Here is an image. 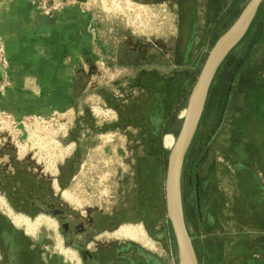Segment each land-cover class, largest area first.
I'll use <instances>...</instances> for the list:
<instances>
[{
  "label": "rangeland",
  "instance_id": "rangeland-1",
  "mask_svg": "<svg viewBox=\"0 0 264 264\" xmlns=\"http://www.w3.org/2000/svg\"><path fill=\"white\" fill-rule=\"evenodd\" d=\"M75 1L48 0L57 5L50 16ZM248 1L84 0L103 48L77 72L74 110L20 120L0 112V200L21 202L35 184H53L55 202L77 215L71 225L79 223L85 207L104 212L117 208L133 217L120 227L139 226L143 232L145 241L131 240L135 245L164 264H178L173 233L162 214L165 174L157 140L167 159L172 146L163 142L166 136L175 141L210 49ZM147 75L160 79L153 84ZM181 78L182 92L190 88L186 98L177 91ZM142 82L153 89L150 102L125 109V125L115 127L127 99L144 95ZM162 98L171 105L170 115L161 132L150 135L146 115L152 119V114L162 113ZM263 147L264 2L248 34L220 65L184 157L181 201L198 264H245L246 258L264 264V232L259 231L264 228V191H258L261 176L256 172L264 169ZM59 177L65 189L59 190ZM9 208L7 201L0 204V213L19 216ZM140 217L148 219V229ZM48 218L52 227L40 224L28 230L21 225L39 241V263L78 264L72 250L60 244L59 224ZM129 240L118 238L120 243Z\"/></svg>",
  "mask_w": 264,
  "mask_h": 264
},
{
  "label": "crops",
  "instance_id": "crops-1",
  "mask_svg": "<svg viewBox=\"0 0 264 264\" xmlns=\"http://www.w3.org/2000/svg\"><path fill=\"white\" fill-rule=\"evenodd\" d=\"M83 1L48 16L38 12L35 0H0V37L8 60L6 70H0V112L20 120L75 109L77 72L103 48ZM256 172L261 176L258 191L263 192L264 169Z\"/></svg>",
  "mask_w": 264,
  "mask_h": 264
},
{
  "label": "flooded vegetation",
  "instance_id": "flooded-vegetation-1",
  "mask_svg": "<svg viewBox=\"0 0 264 264\" xmlns=\"http://www.w3.org/2000/svg\"><path fill=\"white\" fill-rule=\"evenodd\" d=\"M57 186L61 190L65 189L66 184L61 186L58 183ZM53 188V184L46 186L35 184L33 189H30V196L27 199L13 202L7 198L0 204L4 205L7 201L11 212L18 213L19 217L22 216L28 221L34 219L36 213L47 215L38 216L46 219L52 216L59 224L61 246L72 250L74 260L77 258L78 264H161V260L135 245L134 241H131L134 239L117 235L122 228L120 225L133 222V217L129 213H120L117 208L104 212L102 209L97 210L89 206L79 213V223L71 225V221L77 215L63 203L55 202V194L51 192ZM42 191L46 194L40 197L38 193ZM140 221L143 227L148 229V219L140 217ZM27 234L24 226L16 227L3 211L0 213V264H60L54 261L39 263V241ZM122 237L130 239V242L120 243L118 238ZM62 251L64 250L60 249V252ZM139 254L146 260L149 258L147 262L143 263ZM49 258L54 260V254L51 253Z\"/></svg>",
  "mask_w": 264,
  "mask_h": 264
},
{
  "label": "water",
  "instance_id": "water-1",
  "mask_svg": "<svg viewBox=\"0 0 264 264\" xmlns=\"http://www.w3.org/2000/svg\"><path fill=\"white\" fill-rule=\"evenodd\" d=\"M264 0H249L231 26L210 49L189 93L183 119L166 159L164 207L177 249L178 264H198L184 222L181 201V172L185 154L196 133L209 87L229 53L244 38Z\"/></svg>",
  "mask_w": 264,
  "mask_h": 264
},
{
  "label": "trees",
  "instance_id": "trees-1",
  "mask_svg": "<svg viewBox=\"0 0 264 264\" xmlns=\"http://www.w3.org/2000/svg\"><path fill=\"white\" fill-rule=\"evenodd\" d=\"M253 24V23H252ZM250 31V29L248 30V32ZM248 32H247V34H248ZM246 34V35H247ZM245 35V36H246ZM244 36V37H245ZM241 42V41H240ZM239 44V43H238ZM237 44V45H238ZM236 45V46H237ZM218 70H219V68H218ZM217 70V71H218ZM148 76V78H149V80H151V82H153V84L155 83V82H158V80L160 79V78H151V76L152 75H147ZM177 77V76H176ZM143 83V89H144V92L145 93H143L144 95L142 96V95H137L136 96V98H128L127 100H128V102H127V106H126V108H125V106H124V109H119V110H121V111H118V116L120 117V119L118 120L119 121V123L115 126V127H117V128H122L124 125H125V123H124V120L121 118V117H123V111L125 110V109H127L126 111H129V109H132V111H133V109H134V106L136 107V109L138 108V107H141V105H143V103H145V104H148L149 102H150V93H151V91H153V89H149L148 87L150 86H148V85H145V83L144 82H142ZM179 84H178V89H177V91L180 93V95L183 97V98H186V95L188 94V92H189V90H190V88H188L187 89V91H183L182 92V85H183V80H182V78H181V80H179V82H178ZM156 86V85H155ZM154 85H153V87H155ZM159 88V87H158ZM160 89V88H159ZM147 92V93H146ZM153 93V92H152ZM187 93V94H186ZM149 96H148V95ZM155 94H153V96H154ZM162 96H165V95H167V94H164L163 95V93L161 94ZM116 101H118V100H116ZM158 101V100H157ZM160 101H161V104H160V106H159V109L161 110V112L162 113H159V114H152L151 116H153L152 117V119H151V117H150V114H147L146 115V118H147V121H148V124H147V126H146V132L147 133H149L150 135H155V134H157L159 131H160V127L162 126V124H163V121H167L168 120V118H169V115H170V110H171V105H170V103H168L167 102V99H165V98H162L161 100L159 99V103H160ZM157 104H158V102H157ZM111 107H113V106H111ZM123 107V106H122ZM118 110V109H117ZM159 110V111H160ZM147 116H149V117H147ZM149 120H151V124H150V122H149ZM153 120V121H152ZM127 123H126V126L127 125H130V126H134V123L132 122V121H126ZM137 126V125H136ZM104 129L102 128L101 129V131H103ZM161 132V131H160ZM158 138H159V136H158ZM152 139V138H151ZM158 141V153H159V156H160V159H161V175L162 176H164V174H165V169H166V152L161 148V141L158 139L157 140ZM81 146L80 145H77V148L79 149ZM64 168H61V171L63 170ZM58 182H59V184L61 185V186H63L64 185V182L62 181V179H61V177H59L58 178ZM162 200H163V202H162V205H163V208H162V214H163V216H166L165 215V207H164V193H163V196H162ZM169 223V222H168ZM170 230H171V227H170ZM172 231V230H171Z\"/></svg>",
  "mask_w": 264,
  "mask_h": 264
},
{
  "label": "bare ground",
  "instance_id": "bare-ground-1",
  "mask_svg": "<svg viewBox=\"0 0 264 264\" xmlns=\"http://www.w3.org/2000/svg\"><path fill=\"white\" fill-rule=\"evenodd\" d=\"M173 143H174V140L172 138L167 137V136L165 138V143L163 142V144H165L166 146H172ZM0 203H2V200H0ZM8 215L10 216V219L12 220L14 225H16V226L26 225L28 230H34L40 224H45L48 227H52L53 226V222L51 220H49V219L44 218V217H38L32 223H29V221L27 219H24L22 217L14 216V215H12L10 213ZM142 233L143 232H142V230L140 229L139 226H127V227H122L119 230L117 235L118 236H123V237H128V238H131V239H134V240L140 239V241L141 240L144 241Z\"/></svg>",
  "mask_w": 264,
  "mask_h": 264
},
{
  "label": "built area",
  "instance_id": "built-area-1",
  "mask_svg": "<svg viewBox=\"0 0 264 264\" xmlns=\"http://www.w3.org/2000/svg\"><path fill=\"white\" fill-rule=\"evenodd\" d=\"M47 2H48V0H41L38 3L37 2H35V3H37L38 12L42 13L43 15L49 16L52 13V11L56 9L57 5H51ZM7 65H8V60H7V57L5 54L3 41L0 37V70L1 71L6 70Z\"/></svg>",
  "mask_w": 264,
  "mask_h": 264
}]
</instances>
